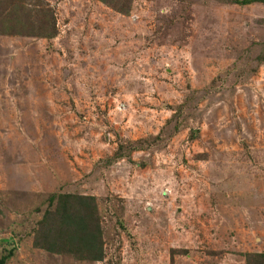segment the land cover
<instances>
[{
    "label": "rangeland",
    "instance_id": "rangeland-1",
    "mask_svg": "<svg viewBox=\"0 0 264 264\" xmlns=\"http://www.w3.org/2000/svg\"><path fill=\"white\" fill-rule=\"evenodd\" d=\"M47 1L55 37L0 34L6 264L264 252V3ZM54 193L95 196L103 259L34 245Z\"/></svg>",
    "mask_w": 264,
    "mask_h": 264
},
{
    "label": "trees",
    "instance_id": "trees-1",
    "mask_svg": "<svg viewBox=\"0 0 264 264\" xmlns=\"http://www.w3.org/2000/svg\"><path fill=\"white\" fill-rule=\"evenodd\" d=\"M100 1L120 12L130 11L131 0ZM232 2L247 5L264 0ZM57 33L56 14L47 0H0V34L51 39ZM49 203L35 231L34 245L54 253L77 254L82 260L103 259L102 220L95 196L54 193ZM10 257L2 255L0 264H6ZM245 258L246 264H264V252H247Z\"/></svg>",
    "mask_w": 264,
    "mask_h": 264
}]
</instances>
